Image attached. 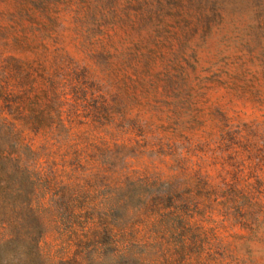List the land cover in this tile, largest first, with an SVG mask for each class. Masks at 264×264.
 <instances>
[{
    "label": "rangeland",
    "instance_id": "1",
    "mask_svg": "<svg viewBox=\"0 0 264 264\" xmlns=\"http://www.w3.org/2000/svg\"><path fill=\"white\" fill-rule=\"evenodd\" d=\"M2 86L52 180L0 264H264V0H0Z\"/></svg>",
    "mask_w": 264,
    "mask_h": 264
},
{
    "label": "trees",
    "instance_id": "2",
    "mask_svg": "<svg viewBox=\"0 0 264 264\" xmlns=\"http://www.w3.org/2000/svg\"><path fill=\"white\" fill-rule=\"evenodd\" d=\"M0 102V229L11 234L6 242L20 241L24 231L32 229L41 263L40 244L45 235L41 199L50 191L52 177L39 168V151L26 140L15 99L3 86Z\"/></svg>",
    "mask_w": 264,
    "mask_h": 264
}]
</instances>
